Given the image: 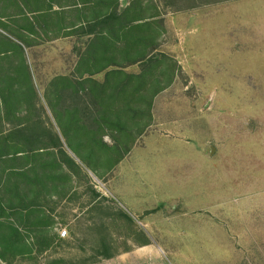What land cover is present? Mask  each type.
Returning a JSON list of instances; mask_svg holds the SVG:
<instances>
[{"label":"rangeland","instance_id":"obj_1","mask_svg":"<svg viewBox=\"0 0 264 264\" xmlns=\"http://www.w3.org/2000/svg\"><path fill=\"white\" fill-rule=\"evenodd\" d=\"M166 20L162 51L181 67L174 84L155 98L150 128L109 175L84 171L65 202L50 199L64 243L37 256L40 264L102 262V244L112 258L135 250L136 264H264V0ZM74 44L24 52L53 127L51 83L73 70Z\"/></svg>","mask_w":264,"mask_h":264},{"label":"trees","instance_id":"obj_2","mask_svg":"<svg viewBox=\"0 0 264 264\" xmlns=\"http://www.w3.org/2000/svg\"><path fill=\"white\" fill-rule=\"evenodd\" d=\"M21 1L0 0V262L40 264L37 256L64 243L53 231L50 199L65 196L84 171L109 175L150 128L155 98L181 70L161 49L163 16L237 0ZM83 11V21L67 18ZM70 38L76 64L52 80L53 127L24 52ZM95 252L112 258L105 244Z\"/></svg>","mask_w":264,"mask_h":264},{"label":"crops","instance_id":"obj_3","mask_svg":"<svg viewBox=\"0 0 264 264\" xmlns=\"http://www.w3.org/2000/svg\"><path fill=\"white\" fill-rule=\"evenodd\" d=\"M30 1H31L32 5H35V6L36 5L37 6H40L41 4L45 5L47 3L46 0H30ZM19 2H20V4H23V2L21 0H19ZM55 7H57V6H55ZM55 9H58V8H55ZM85 16L87 17L88 16V13L85 12V11H83L82 13H80L78 15L74 14V15H72L70 17H67V18H71L73 21H83V18ZM167 17H168V14L166 16H163V18H164V25H165L166 30H167V20H166ZM72 40H74V39H72ZM97 80L98 81H101L102 80V75H99L97 77ZM104 142H106L108 144L110 143V141L107 140V138H105ZM75 180H76L75 178H72V181H75ZM70 191H71V187H70ZM72 191H73V189H72ZM68 195H69V192L65 196H61L60 199H64L65 198L63 200V202H65L67 200V198H69ZM137 245H142V243H138ZM141 256L142 255H140V256L137 255L135 250H133V251L130 250V252H127V253L126 252H123V253L117 254V256H115L113 258H111L109 260H104V261L99 262L97 264H127V263H132V262H134V264H136L135 262H137L139 260V258L141 259L142 258Z\"/></svg>","mask_w":264,"mask_h":264},{"label":"built area","instance_id":"obj_4","mask_svg":"<svg viewBox=\"0 0 264 264\" xmlns=\"http://www.w3.org/2000/svg\"><path fill=\"white\" fill-rule=\"evenodd\" d=\"M66 231H62L61 233H60V236L62 237V238H64L65 236H66Z\"/></svg>","mask_w":264,"mask_h":264}]
</instances>
